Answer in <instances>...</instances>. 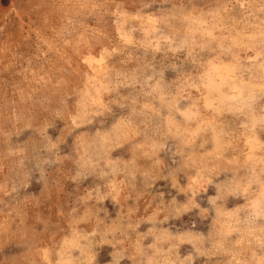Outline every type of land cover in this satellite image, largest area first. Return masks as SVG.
Returning <instances> with one entry per match:
<instances>
[{
    "label": "clouds",
    "instance_id": "obj_1",
    "mask_svg": "<svg viewBox=\"0 0 264 264\" xmlns=\"http://www.w3.org/2000/svg\"><path fill=\"white\" fill-rule=\"evenodd\" d=\"M23 2L0 264H264V0Z\"/></svg>",
    "mask_w": 264,
    "mask_h": 264
},
{
    "label": "rangeland",
    "instance_id": "obj_2",
    "mask_svg": "<svg viewBox=\"0 0 264 264\" xmlns=\"http://www.w3.org/2000/svg\"><path fill=\"white\" fill-rule=\"evenodd\" d=\"M11 2L12 0H0V29H3L0 40L6 39L10 35L18 46L17 50L25 56H30L36 50L38 32L32 29L36 28L38 23L39 10L34 11L32 5L27 2L21 3V0H17V3L21 4L20 7L9 8ZM52 22L56 23L57 21L53 18ZM86 63L99 64L101 61L96 60L95 57H89ZM32 190L38 192L39 186L34 185ZM10 251L14 252L16 249Z\"/></svg>",
    "mask_w": 264,
    "mask_h": 264
}]
</instances>
